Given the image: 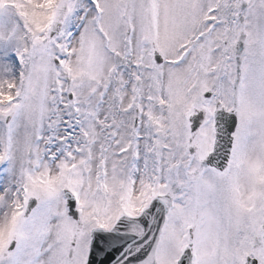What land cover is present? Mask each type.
I'll use <instances>...</instances> for the list:
<instances>
[{
	"label": "snow or ice",
	"instance_id": "6c2138e0",
	"mask_svg": "<svg viewBox=\"0 0 264 264\" xmlns=\"http://www.w3.org/2000/svg\"><path fill=\"white\" fill-rule=\"evenodd\" d=\"M0 264H264V0H0Z\"/></svg>",
	"mask_w": 264,
	"mask_h": 264
}]
</instances>
